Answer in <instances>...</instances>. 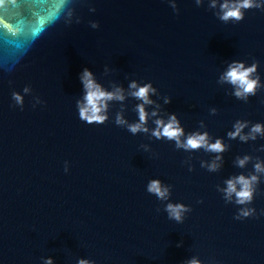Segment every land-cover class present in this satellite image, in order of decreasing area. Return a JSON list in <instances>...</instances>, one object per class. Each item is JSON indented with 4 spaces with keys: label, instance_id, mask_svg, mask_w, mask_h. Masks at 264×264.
Masks as SVG:
<instances>
[{
    "label": "water",
    "instance_id": "water-1",
    "mask_svg": "<svg viewBox=\"0 0 264 264\" xmlns=\"http://www.w3.org/2000/svg\"><path fill=\"white\" fill-rule=\"evenodd\" d=\"M176 3L178 13L168 0H15L0 7V264H185L193 256L204 264H264V215L235 219L239 206L218 191L226 179L253 171L255 160L241 169L238 156L264 160L257 151L264 138L227 137L238 119L264 123V89L244 102L217 83L228 62L253 59L264 83V11L225 24L207 0ZM70 9L79 23H65ZM84 68L109 90L113 82L125 89L132 80L151 82L163 115L176 114L186 133L206 130L229 145L221 167H201L213 153L178 150L173 141L117 126L118 102L104 124L80 120ZM25 86L32 94L21 110L12 92L23 94ZM34 97L43 103L33 107ZM136 103L125 101L129 122L138 120ZM152 179L172 186L170 202L191 207L183 223L168 219L167 202L147 192ZM250 207L264 209V176Z\"/></svg>",
    "mask_w": 264,
    "mask_h": 264
},
{
    "label": "clouds",
    "instance_id": "clouds-1",
    "mask_svg": "<svg viewBox=\"0 0 264 264\" xmlns=\"http://www.w3.org/2000/svg\"><path fill=\"white\" fill-rule=\"evenodd\" d=\"M14 2L15 0H0V7L5 6V4L11 5ZM168 2L173 11L178 13L176 0H168ZM195 3L199 7L204 3V0H195ZM207 3L208 8L214 10L215 16L225 24L229 22L239 23L244 20L248 10L258 9L264 11V0H207ZM90 11L94 12L95 8H91ZM74 19L76 23L80 22V18L74 14V11L68 10L65 23L70 25ZM90 26L95 29L99 27V24L92 21ZM258 69L259 61L255 59L250 65L245 61L233 60L228 62L217 83L230 85L232 91L229 94L238 100L247 102L249 97L255 96L258 91L264 89V83L261 82ZM108 72L109 69L106 66L105 74ZM79 78L83 86L82 98L76 101L80 120L88 124H104L109 120L110 107L114 102H118L120 110L116 113L114 120L117 126L126 128L133 135L144 133L157 140L173 141L175 148L178 150L182 149L186 152L203 150L207 153H213L215 158L210 163L201 161V167H206L209 172H215L221 167L223 159L221 154L228 150L229 145L225 144L222 138H215L213 142V137L206 130L186 133L176 114L163 115L161 105L151 98L152 96H159L157 88L151 82L141 84L136 80H132L127 89L113 82L110 84L111 90H109L98 82L93 72L88 68L83 69ZM22 91L23 94L16 91L12 92L14 106L20 107L21 110L24 106L25 95H31L32 89L30 86H25ZM128 98L138 101L133 108L138 116V120L135 122H129L124 115L126 111L125 101ZM163 100L165 104L171 102V98L167 96L163 97ZM42 103L43 101L39 97H34L33 107ZM149 108H151V111L148 110ZM216 113V108L210 109V114L215 115ZM150 120L154 127L150 128L148 126ZM199 127L200 129L206 128L204 121H200ZM227 137L230 140L239 139L244 143L256 141L258 137L264 138V123L257 122L253 124L250 121L238 119L233 124L232 130L227 133ZM140 147L144 151H150L149 146L146 144ZM257 151H264V145H261ZM253 160L255 162L252 172L247 175L243 173L233 175L224 181L225 186L223 188H218L226 203H234L239 206L235 216L237 220L264 215V209H261L258 214L254 207H250L257 194L261 177L264 176V160L245 154L242 157L238 156L234 163L236 167L243 169ZM67 171L68 163L65 162V172ZM189 171H192L191 167H189ZM171 187V185L164 184L159 179H152L148 182L146 190L156 196L162 203L167 202L164 204L163 211L167 213L168 219L183 223L186 214L191 212L192 209L183 203L170 202ZM159 211L160 209L157 208V212ZM43 264H54V262L51 258H43ZM77 264H95V261L80 258ZM185 264H204V262L193 256Z\"/></svg>",
    "mask_w": 264,
    "mask_h": 264
},
{
    "label": "snow or ice",
    "instance_id": "snow-or-ice-1",
    "mask_svg": "<svg viewBox=\"0 0 264 264\" xmlns=\"http://www.w3.org/2000/svg\"><path fill=\"white\" fill-rule=\"evenodd\" d=\"M5 17V16H4ZM6 19V18H5ZM0 28H3V25H0Z\"/></svg>",
    "mask_w": 264,
    "mask_h": 264
}]
</instances>
